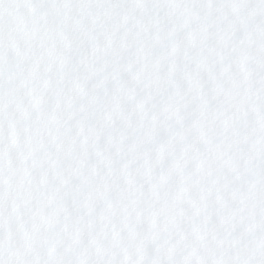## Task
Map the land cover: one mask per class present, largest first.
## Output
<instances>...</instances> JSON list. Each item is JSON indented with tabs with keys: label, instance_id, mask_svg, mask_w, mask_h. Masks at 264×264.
<instances>
[{
	"label": "snow or ice",
	"instance_id": "snow-or-ice-1",
	"mask_svg": "<svg viewBox=\"0 0 264 264\" xmlns=\"http://www.w3.org/2000/svg\"><path fill=\"white\" fill-rule=\"evenodd\" d=\"M0 264H264V0H0Z\"/></svg>",
	"mask_w": 264,
	"mask_h": 264
}]
</instances>
